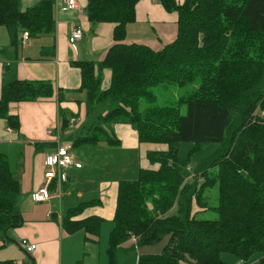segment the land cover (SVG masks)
Instances as JSON below:
<instances>
[{"label":"trees","instance_id":"16d2710c","mask_svg":"<svg viewBox=\"0 0 264 264\" xmlns=\"http://www.w3.org/2000/svg\"><path fill=\"white\" fill-rule=\"evenodd\" d=\"M20 1L0 0V27L8 30L15 51L24 32L38 38L56 31V0H41L24 11ZM159 1L166 11L177 14L178 34L173 43L155 51L125 42L140 0H87L88 21L113 25L115 44L97 63H72L81 72L80 91L87 95L89 116L97 105L116 104L86 135L71 138L72 148L102 141L119 145L108 129L120 123L129 124L141 144L168 146L165 152L148 154L153 164L160 163L159 169L141 168L138 180L119 182L108 264H118L121 252L160 243L165 237L170 241L163 253L140 255L138 264H228L223 254L245 264L259 254V264H264V0H184L181 5L175 0ZM108 71L111 80L105 90ZM195 84L196 90L176 106L155 105L151 88ZM54 95L49 81L5 83L0 119L18 132L20 118L11 112V105ZM143 101L145 109H141ZM183 105L186 115L180 111ZM69 124L63 117V133ZM184 143L197 149L220 146L198 166L191 183L185 181L187 161L179 157ZM55 187L53 183L51 189ZM208 188H216L215 206H207ZM21 191L9 159L0 153V240L4 243L12 241L10 231L25 224ZM100 204L92 200L68 210L62 218L63 230L70 235L83 231L85 242L99 244L106 221L83 214ZM195 205L214 211L218 218H200ZM28 256L25 264H36Z\"/></svg>","mask_w":264,"mask_h":264},{"label":"crops","instance_id":"0c3cea01","mask_svg":"<svg viewBox=\"0 0 264 264\" xmlns=\"http://www.w3.org/2000/svg\"><path fill=\"white\" fill-rule=\"evenodd\" d=\"M40 1L21 0L20 9L31 8ZM65 2L66 0H56L55 33L42 35L38 38L31 37L25 45L22 44V33L20 35L22 51L20 49L15 51L9 40H6L4 32L0 30V37H2V41L0 40V98L3 85L17 79L49 81L55 89V95L52 98L11 105V112L20 118L21 127L18 132L8 128L6 122L0 119V153L11 158V154L21 150L23 152L22 167H19V171L17 167V171H13V173L21 182L22 191L19 203L25 224L21 228L10 231L9 235L12 234L10 237L17 240L18 246L22 240H28L37 245L36 252L31 254L36 264H74L76 262L74 257L77 255L76 259L79 260L83 250L84 264H91L90 262L96 258L97 251H99L98 264H108V247L106 252L102 248L98 250L97 245L85 242L83 231L70 235L62 227L63 216L68 208L74 206L72 203L66 207L65 201L72 202L68 198L73 197L70 194L74 190L75 182L73 181L85 169L81 161L77 160L83 165V168L73 170L69 173L66 183L51 189L52 197L49 201L35 203L32 200V194L45 182L44 160L47 155L56 150L59 142H57V133L60 130L62 118L70 120L69 129L60 135L61 142L66 144L77 135L65 137L71 129L77 130L80 125L92 119L97 121L104 112L95 110L91 116L87 114L86 93L80 91L81 72L72 63L101 61L110 47L115 44L114 26L89 22L86 12L87 0H79V9L72 11L65 9ZM136 14V21L127 26L126 43L143 44L155 51H160L176 40L178 34L177 14L166 11L159 0H140ZM76 26L82 27L84 38L74 50L69 44V36ZM44 37H53L54 47L33 48L29 46L28 43L31 39ZM108 75L109 72H106V80ZM113 133L115 137L118 134L120 138H123L122 133H126L131 146L136 149L141 148L142 144L139 142L137 133L130 125L116 124ZM10 167L12 170L11 164ZM116 188L115 186L113 191ZM117 191L118 188L111 195L112 198L108 203L102 199H94L100 200L101 204L87 209L83 217L98 216L105 221H107V217L111 218L109 221L112 224L116 210ZM83 198L81 194H78L77 200H83ZM74 242L79 246V253L75 254L72 260L71 247ZM9 243L0 240V261L13 260V257L9 259L8 256L7 244ZM140 255L150 254L144 253L142 248L129 253L121 252L118 264H138ZM21 260L23 261V259ZM13 261L20 264V261L16 259ZM258 261L256 260L254 264H257ZM81 262L83 264V260Z\"/></svg>","mask_w":264,"mask_h":264},{"label":"rangeland","instance_id":"374dc122","mask_svg":"<svg viewBox=\"0 0 264 264\" xmlns=\"http://www.w3.org/2000/svg\"><path fill=\"white\" fill-rule=\"evenodd\" d=\"M177 4L181 5L184 3V0H175ZM29 7L22 8V10H27ZM2 32H4V35L6 36V40H9V43L11 44V38L9 36L8 30L5 27H1ZM0 40L2 41V37H0ZM29 46L33 48L37 47H54L55 41L53 37H44L41 39H31L29 41ZM50 45V46H48ZM28 47V46H27ZM19 49H22V44L20 43ZM22 51V50H21ZM109 72V71H108ZM111 80V74L109 73L106 82H104V89L107 90L110 85ZM198 85H187L185 87H179L175 85H158L153 88H151V92L157 97V102L155 105L164 107V106H176L180 99L187 97L192 92L196 90ZM87 99V95L85 94V101ZM115 105L111 104H103V105H97L96 110H100V112H103V115L109 113L112 109L115 108ZM147 107V104L145 101L141 104V109H145ZM180 111L182 115H186L187 113V106L183 105L180 107ZM262 109L259 110L258 115H262ZM5 121V120H4ZM6 122V121H5ZM96 121L92 119L91 121L87 123H83L80 125L77 130L71 129L70 132L66 134L65 137L76 135V136H84L86 135L91 126ZM7 124V123H6ZM121 124H127V123H121ZM129 125V124H127ZM115 128V125L111 126L108 131L111 132V134L114 135L113 130ZM59 130V129H58ZM61 130V129H60ZM58 131V139L60 143L57 144L56 149L59 145H67L72 146L73 143L71 141H68V143L64 144L61 142L60 135L62 134V131ZM134 130V129H133ZM123 138H120L117 134L113 137L118 138L121 143L119 145H113L109 144L108 142L102 141L98 144L94 145H88L84 144L75 148H72V155L75 158L76 162L77 160L81 161L82 164L85 166L84 171L82 174H80L73 182L75 184L73 185L74 190L71 191V195L73 197H69L68 200L72 201L71 203H66V207L74 203V206L68 208V210L78 207L81 203H86L89 201H92L94 199H102L105 200V202H109L112 198V194L116 189L118 188V184L121 181H136L139 179L140 169H159L161 167L160 163L153 164L149 158L148 154L150 152H165L168 150V146L165 144H142L141 148H133L130 144V140L126 133H122ZM63 141H66L63 139ZM220 148L218 144H210L206 146H202L199 149H197L195 144L192 143H184L181 145V149L179 152V157L182 160L187 161V168L185 171V176L189 172L188 178L185 180L187 183L192 182V179L194 178V173L198 166L203 163L204 161L208 160L210 157H212L216 151ZM20 152V153H19ZM16 152L15 154H11V158L9 159V163L12 166V171H19V167L21 166V163L23 161V152L22 150ZM195 152H197L195 154ZM194 154V155H193ZM193 157L191 158V156ZM46 158V157H45ZM45 164V160H44ZM73 170H76L75 168H72L68 170L66 173L69 175ZM188 171V172H187ZM117 187L114 191V187ZM209 190V191H208ZM207 190L206 196H211V201H208V205L211 204L213 206L216 205L217 198V191L215 189H209ZM211 190V191H210ZM78 194H81L84 198L83 200H77ZM67 210V211H68ZM194 212H200L198 215L202 219H217L218 215L214 211H206V209L201 210L198 206L195 205ZM174 213V212H173ZM177 212L174 214L176 215ZM107 221L103 225V229L101 232V241L99 244H97L98 250L102 248L104 252H106V249L108 247V237L109 233L112 231L114 224H111V221L107 218ZM12 235V234H10ZM169 238L165 237L160 243L151 245V246H145L142 248L144 253H149L150 255H157L162 254L164 251V247L169 243ZM92 244V243H89ZM95 245V244H93ZM10 246V247H9ZM92 246V245H90ZM8 247V256L9 259L13 260L16 259L20 261V259H23L24 262L29 263V256L27 253L18 246V242L16 239L12 238V242L7 244ZM84 250L81 252L79 260L75 258V263L79 261V264H82L81 260H83L84 264ZM79 253V246L76 242L72 244L71 247V256L73 260V256L75 254ZM83 254V255H82ZM256 256V257H255ZM82 257V258H81ZM259 254L254 255L248 264H254L255 261L259 260ZM98 258H99V251L96 252V258L94 261L90 262L91 264H98ZM222 259L224 262L228 264H245L235 256L231 254H223ZM119 260V256H118ZM22 260L19 262L20 264H23ZM259 264V261L257 262Z\"/></svg>","mask_w":264,"mask_h":264},{"label":"built area","instance_id":"2783aa9c","mask_svg":"<svg viewBox=\"0 0 264 264\" xmlns=\"http://www.w3.org/2000/svg\"><path fill=\"white\" fill-rule=\"evenodd\" d=\"M79 0H66V10H78ZM29 32H24L22 36V44L25 45L30 39ZM84 38V30L80 26H76L71 31L69 36L70 46L76 50L77 44ZM60 143V142H58ZM72 146L59 145L57 149L46 156L45 158V182L44 184L32 194V200L35 203H44L51 199V186L53 183L56 187L62 186L68 181L67 171L75 168L82 169L83 165L76 162L72 155ZM19 246L28 254H33L37 250V245L29 242L28 240H22Z\"/></svg>","mask_w":264,"mask_h":264}]
</instances>
